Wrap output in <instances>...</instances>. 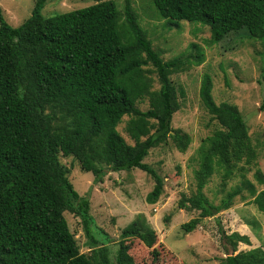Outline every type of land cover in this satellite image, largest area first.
Wrapping results in <instances>:
<instances>
[{"label": "trees", "instance_id": "16d2710c", "mask_svg": "<svg viewBox=\"0 0 264 264\" xmlns=\"http://www.w3.org/2000/svg\"><path fill=\"white\" fill-rule=\"evenodd\" d=\"M47 1L36 0L32 15L18 27L6 21L0 6V264H138L132 253L138 243L156 261L159 238L146 217L125 227L114 243L95 226L90 197L75 189L61 156L76 160L96 184L109 172L140 169L155 182L146 200L158 203L165 180L144 160L169 142L181 152L192 143L172 127L184 96L172 76L200 67L205 55L195 45L194 55L165 61L131 0L123 13L114 0H97L45 18ZM151 1L169 27L202 23L211 28V44L246 30L264 48V0ZM122 23L133 42L126 41ZM213 89L212 77L204 75L200 98L219 128L199 147L196 191L180 203L182 209L200 212L182 225L186 233L202 219L231 209L238 197L264 213V172L256 169L257 184L246 176L258 162L247 123L236 105L217 104ZM145 99L149 109L143 111L138 104ZM125 117L134 145L118 130ZM238 173L241 183L219 204L206 196L214 175H221L226 188ZM66 213L80 219L88 252H81ZM219 231L226 254L220 264H264V247L238 251L240 243L251 245L249 237Z\"/></svg>", "mask_w": 264, "mask_h": 264}, {"label": "rangeland", "instance_id": "374dc122", "mask_svg": "<svg viewBox=\"0 0 264 264\" xmlns=\"http://www.w3.org/2000/svg\"><path fill=\"white\" fill-rule=\"evenodd\" d=\"M114 1L123 13L126 0ZM35 3L36 0H0L5 19L13 27H18L32 15ZM96 3L97 0H48L42 13L45 18H50ZM131 3L140 24L148 32L153 48L165 61L178 57L186 59L194 55L195 45L205 55V61L200 67L193 66L172 76L175 85L184 92V96L180 97L181 109L174 115L172 127L189 135L192 143L185 152H181L169 142L152 149L144 160L165 180L164 193L156 204L146 200L155 182L144 171L133 169L109 172L103 183L96 184L95 176L83 172L76 160L61 156V161L71 169L70 179L75 189L81 196L90 197L95 226L109 234L114 243H118L125 227L139 216L146 217L158 234L157 250L160 257L154 261L151 251L138 243L132 252L138 264H220L226 257L220 227L227 234L238 232L249 237L251 245L240 243L238 251L264 247V213L259 212L249 200L243 201L238 197L231 209L202 219L198 228L191 233H186L182 225L199 217L200 212L182 209L180 206L183 196L190 197L196 191L194 171L199 167L196 159L198 149L219 128L200 98L201 83L206 74L213 79L216 103L236 105L247 123L258 159L257 167L246 172L247 178L257 184L254 177L256 169L264 172L263 45L251 38L246 30L230 33L221 42L211 44L210 27L187 21L180 22L179 27H169L151 0H131ZM121 29L126 41L133 42L124 23ZM158 88L156 82L155 89ZM138 107L143 111L148 110L149 100L141 101ZM128 120L125 117L118 130L128 144L134 145L126 130ZM241 181L242 176L238 173L224 188L221 175L216 174L204 191L212 202L219 204L226 193ZM65 216L81 252H88L87 238L80 219L71 213ZM98 236L101 237L100 234ZM117 246L112 245L114 252Z\"/></svg>", "mask_w": 264, "mask_h": 264}]
</instances>
